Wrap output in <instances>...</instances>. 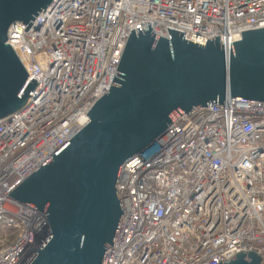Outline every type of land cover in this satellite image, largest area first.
<instances>
[{"label":"built area","instance_id":"1","mask_svg":"<svg viewBox=\"0 0 264 264\" xmlns=\"http://www.w3.org/2000/svg\"><path fill=\"white\" fill-rule=\"evenodd\" d=\"M149 22L205 45L264 27V0H54L8 41L32 66L29 104L0 118V264H27L46 213L9 195L89 121L109 91L131 30ZM123 214L102 264H264V101L197 106L122 165ZM224 261V262H223Z\"/></svg>","mask_w":264,"mask_h":264},{"label":"water","instance_id":"2","mask_svg":"<svg viewBox=\"0 0 264 264\" xmlns=\"http://www.w3.org/2000/svg\"><path fill=\"white\" fill-rule=\"evenodd\" d=\"M54 0H0V118L25 108L33 78L22 46L8 41L16 22H37ZM131 30L110 89L88 111L90 121L9 195L46 213V227L27 264H102L123 214L117 183L124 162L156 142L197 106L264 101V27L205 45L149 22ZM241 251L224 264H260ZM218 264H222L221 261Z\"/></svg>","mask_w":264,"mask_h":264}]
</instances>
